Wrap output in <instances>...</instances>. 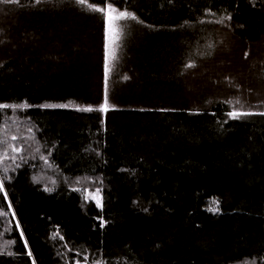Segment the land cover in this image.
<instances>
[{
	"label": "trees",
	"instance_id": "obj_1",
	"mask_svg": "<svg viewBox=\"0 0 264 264\" xmlns=\"http://www.w3.org/2000/svg\"><path fill=\"white\" fill-rule=\"evenodd\" d=\"M108 2L0 0V264H264V0Z\"/></svg>",
	"mask_w": 264,
	"mask_h": 264
},
{
	"label": "snow or ice",
	"instance_id": "obj_2",
	"mask_svg": "<svg viewBox=\"0 0 264 264\" xmlns=\"http://www.w3.org/2000/svg\"><path fill=\"white\" fill-rule=\"evenodd\" d=\"M15 2H18V0H15ZM76 2L79 4V5H85L87 3V0H76ZM36 3H40V0H36ZM87 7L90 9V10H93V11H97V12H100L102 13L104 16H105V19L106 21L108 22L109 26L111 27V24L114 20H128V19H131V20H138V18L133 14V13H130L128 11H124V10H118L116 8V6L114 4H112L111 2H108V0H106L105 2V6H101V7H95L92 3H87ZM114 13H116V15H113ZM194 65H188V67H193ZM107 75V73H106ZM239 102V101H237ZM10 107L9 105H2L0 104V108H8ZM11 107L15 108V107H26V105H12ZM44 107H67V105H45ZM78 111H93V110H96V111H99L101 113H107L109 110H110V106H109V99H108V89H107V79L105 80V92H104V99H103V102L102 104L96 108V109H93L91 106L89 107H85V108H77ZM253 113L251 112H247V111H241V110H233L231 112L228 113L229 117L232 118V119H239L241 118L242 116H247V115H251ZM261 115H264V113H260ZM12 139H16V137H12ZM14 151H16L17 149H13ZM6 155V153H5ZM6 177L4 178H0V192H3L4 193V196L7 197L8 193L7 191H5V181ZM101 190L100 189H96V191L94 193H88V196H91L97 206L99 207H102V196H101ZM9 207H11V204H9ZM211 211H218V207L217 208H214V209H210ZM13 215H15L13 213ZM21 235H23V233H21ZM59 235V233H55L54 234V237ZM61 239H63V237H60ZM11 243H14V241H12ZM27 242L25 241V244ZM11 254V253H9ZM29 256H31V252L29 251L27 253ZM85 259H87V257H85ZM77 264H79V262L77 261Z\"/></svg>",
	"mask_w": 264,
	"mask_h": 264
},
{
	"label": "rangeland",
	"instance_id": "obj_3",
	"mask_svg": "<svg viewBox=\"0 0 264 264\" xmlns=\"http://www.w3.org/2000/svg\"><path fill=\"white\" fill-rule=\"evenodd\" d=\"M113 15H116V13H114ZM90 198H92L90 196ZM93 199V198H92ZM94 200V199H93ZM95 201V200H94ZM59 219L58 218H54L52 219L51 221H47V222H44L42 224V227L44 229H46L47 231L50 232V234L54 235L56 233V224L58 223Z\"/></svg>",
	"mask_w": 264,
	"mask_h": 264
}]
</instances>
